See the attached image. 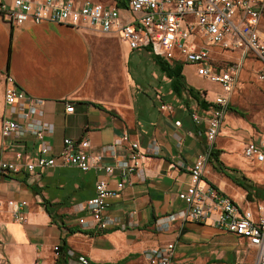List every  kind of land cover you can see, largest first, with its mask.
<instances>
[{"label": "crops", "instance_id": "obj_1", "mask_svg": "<svg viewBox=\"0 0 264 264\" xmlns=\"http://www.w3.org/2000/svg\"><path fill=\"white\" fill-rule=\"evenodd\" d=\"M119 9L121 22L132 21L126 6ZM131 59L139 67L137 81L129 72ZM144 59L152 60L156 73L144 72ZM185 73L206 88L188 84ZM6 75L27 95L43 101L39 119L54 128L45 136L51 155L64 149L65 138L88 141L89 152L97 155L123 135L138 144L142 155L122 190L107 199L103 215L114 226L98 231L81 228L77 221L82 216L89 219L82 206L93 198L97 179H104L111 190L116 188L119 170L113 159L101 162L114 167L111 174L101 167L82 172L70 166L36 167L29 172L26 164L36 159L38 141L28 134L9 139L0 135V160L19 166L14 174L0 175V264H55L54 248L63 242L74 259L85 256L91 264H142L144 251L169 242L175 245L171 264L251 262L252 252L239 238L210 223L178 216L186 209L178 194L192 182L188 168L209 148L205 136L197 132L205 129L211 101L222 93L219 85L198 77L194 67L182 65L185 86L206 104L200 107L187 93L172 94L169 79L160 74L150 51L131 49L117 32L53 22L13 28L0 18V125L5 112L13 111L18 118L23 110L19 105L5 107ZM65 103L72 105V112L66 113ZM231 105L230 101L199 185L213 186L240 208L257 214V207L264 210V163L251 162L254 169L247 166L243 147L247 142L261 145L264 137H256ZM193 113L203 118L198 126ZM18 122L27 124L21 118ZM222 138L235 139L237 150L232 152ZM236 151L241 152L240 160L231 157ZM17 152L22 153L20 160L15 159ZM8 201L25 202L17 216ZM170 215L175 219L167 223Z\"/></svg>", "mask_w": 264, "mask_h": 264}, {"label": "built area", "instance_id": "obj_2", "mask_svg": "<svg viewBox=\"0 0 264 264\" xmlns=\"http://www.w3.org/2000/svg\"><path fill=\"white\" fill-rule=\"evenodd\" d=\"M126 10L133 15L130 22L120 21V9L116 3L104 5L86 0H13L7 5L0 0V18L13 28L26 24L53 22L76 29H93L101 33L117 32L133 50L148 49L168 64L179 63L194 67L195 74L204 81L219 85L222 93L211 101V114L205 118L206 127L197 134L205 136L209 144L206 152L188 168L191 183L178 194L186 209L178 216L183 221L210 223L220 231L239 238L252 252L250 264H264V210L257 207V214L240 208L229 196L204 184L199 185L203 167L210 156L213 144L223 125L225 113L237 87L246 60L259 64L257 77L264 82V0H125ZM222 53H235L237 60H220ZM4 104L22 107L18 118L27 122L21 125L13 111L5 112L0 125L2 139L19 138L26 134L38 141L37 157L26 164L29 172L38 168L74 167L82 172L101 167L111 174L114 167L101 166L104 158L115 161L119 170L116 188H108L104 179L95 183V194L82 206L89 217L78 218L77 224L84 229L104 231L114 226V221L104 217L107 199L115 197L138 169L136 160L142 155L136 142L126 135L103 146L97 155L89 152V142L63 140L64 149L51 155V147L45 140L53 133L51 124L39 119L43 101L27 95L16 86L10 75L5 76ZM166 106L162 105L161 109ZM66 113L73 111L65 103ZM203 118L193 113L192 121L199 125ZM178 125V123H176ZM156 149V148H155ZM243 156L256 165L264 163V143L247 142ZM22 153H15L20 160ZM19 171L15 162L0 160V175ZM13 214L25 202L8 201ZM169 223L174 215L165 218ZM1 245V239H0ZM58 246L54 248L57 251ZM175 253L173 242L143 252L142 264H171ZM57 254V252H56ZM68 264H91L85 256L73 258L67 251Z\"/></svg>", "mask_w": 264, "mask_h": 264}, {"label": "rangeland", "instance_id": "obj_3", "mask_svg": "<svg viewBox=\"0 0 264 264\" xmlns=\"http://www.w3.org/2000/svg\"><path fill=\"white\" fill-rule=\"evenodd\" d=\"M76 2H83L86 0H75ZM93 2H99L104 5H109L108 1L106 0H90ZM237 54L232 53H222L217 57V62H220V60H237ZM259 64L257 62H253L251 60H246L244 63V66L242 68V72L239 77V81L237 84V87L235 89V92L233 93L231 97V106L236 108L240 113H242V116L244 117V121L248 123V125L251 128V132L255 134L257 137L258 135L261 137H264V82L260 81L257 77V72L259 69ZM144 68V72L149 76L156 73V67L152 63V60H146L144 59L143 64L141 66ZM190 69L193 70L192 66H188ZM129 72L131 74V77L134 80H138L139 77V67L136 66V62L131 59L129 65ZM197 79L198 77L195 76ZM185 80L188 84L192 86H200L202 88H206L207 85L203 84L202 82L199 84L195 81H193L188 73H185ZM212 92V89H209ZM208 97H211L210 94H208ZM228 115H233L232 112H227ZM222 144H225L227 147L234 149L232 152H234L236 147L235 139H228V138H222L221 140ZM241 152L236 151L235 153L231 154V157L233 160H240ZM244 157V156H243ZM243 162L252 169H254V164L249 162L248 160H243ZM258 172V171H257ZM250 254V253H249ZM250 264V263H249Z\"/></svg>", "mask_w": 264, "mask_h": 264}, {"label": "trees", "instance_id": "obj_4", "mask_svg": "<svg viewBox=\"0 0 264 264\" xmlns=\"http://www.w3.org/2000/svg\"><path fill=\"white\" fill-rule=\"evenodd\" d=\"M113 1H115L116 6L118 8H123L126 6L125 0H113ZM152 59L155 65L157 66L160 74L169 79V84L172 94H174L176 97H181L184 93H187L190 96V98H192L196 102L198 106L200 107L206 106L205 102H203L200 99L198 92H194L192 88L185 86L183 82L181 64L173 63L172 65H170L155 55H152ZM210 154H213L212 150ZM56 252H57V257L55 260V264H68L67 250L65 249L64 242L60 247H58ZM115 264H122V263L118 262Z\"/></svg>", "mask_w": 264, "mask_h": 264}]
</instances>
